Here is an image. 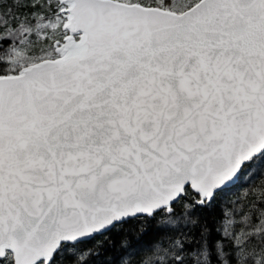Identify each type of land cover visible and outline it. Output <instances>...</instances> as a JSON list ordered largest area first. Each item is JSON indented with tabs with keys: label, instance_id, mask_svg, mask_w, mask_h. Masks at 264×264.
Returning <instances> with one entry per match:
<instances>
[{
	"label": "snow or ice",
	"instance_id": "1",
	"mask_svg": "<svg viewBox=\"0 0 264 264\" xmlns=\"http://www.w3.org/2000/svg\"><path fill=\"white\" fill-rule=\"evenodd\" d=\"M0 264H264V0H0Z\"/></svg>",
	"mask_w": 264,
	"mask_h": 264
}]
</instances>
